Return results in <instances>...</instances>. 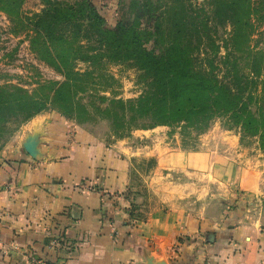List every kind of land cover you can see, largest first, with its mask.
Masks as SVG:
<instances>
[{
  "label": "crops",
  "instance_id": "1",
  "mask_svg": "<svg viewBox=\"0 0 264 264\" xmlns=\"http://www.w3.org/2000/svg\"><path fill=\"white\" fill-rule=\"evenodd\" d=\"M97 124L22 126L0 158V264H264L260 154L225 134L183 148L163 126Z\"/></svg>",
  "mask_w": 264,
  "mask_h": 264
},
{
  "label": "trees",
  "instance_id": "2",
  "mask_svg": "<svg viewBox=\"0 0 264 264\" xmlns=\"http://www.w3.org/2000/svg\"><path fill=\"white\" fill-rule=\"evenodd\" d=\"M24 2L0 0V9L33 32V47L64 80L41 84L37 95L0 92V123L9 115L29 121L49 101L87 115L85 95L93 96L91 107L110 120L115 133L140 118L151 127L183 123L203 130L225 115L264 152V51L238 61L230 53L220 56L215 38L217 18L224 17L232 26L225 48L246 51L253 32L251 0H133L114 26L106 25V11L95 0H44L31 13L23 11ZM79 62L84 70L75 69ZM111 63H129L143 74L138 97L100 93L93 80L102 72L113 80L106 72Z\"/></svg>",
  "mask_w": 264,
  "mask_h": 264
},
{
  "label": "rangeland",
  "instance_id": "3",
  "mask_svg": "<svg viewBox=\"0 0 264 264\" xmlns=\"http://www.w3.org/2000/svg\"><path fill=\"white\" fill-rule=\"evenodd\" d=\"M66 1L74 2L76 0ZM132 1L133 0L108 1V5H106L107 10H105L107 15L106 25L114 26L116 21L123 15V12L126 9L128 10L127 4ZM251 1L254 9L251 16L253 32L250 37L248 48L245 52L239 53V49L225 48V45L228 44L232 35V26L230 23L224 22V17L217 18L220 22L217 23L219 30L216 33L215 38L221 43L219 51L220 56L224 57L226 54L230 53L231 58L239 61V59L243 60L244 58L246 59L250 57L258 50L264 51V0ZM124 4H126V6H124ZM43 7L44 0H25L23 11L26 13L38 12ZM32 35L33 32L23 25L22 22L0 9V92L4 90L14 92L22 89L26 90L29 94L36 93L37 95L39 94L37 92H39L41 84L49 80H64V75L59 70L41 59V56L32 45ZM85 67L86 65L84 63L79 62L75 69L84 70ZM246 71L248 72V69ZM106 72L111 74L114 79L112 80L106 77L103 74L104 72H102L99 77H96L95 80H93L94 83L99 84L97 87L101 94H106L108 96L116 94L118 98L123 99L136 98L144 88L145 82L143 74L129 63H111L107 66ZM91 85L94 86L93 84ZM46 91H48V89H46ZM83 97V103L88 105L87 108L90 110L87 115L79 116L76 110H64L58 104H52L50 101L48 102L47 107L38 115L55 113L58 116L68 119L73 124L92 126L93 124L98 123L100 125L97 124V127L100 130L105 131L103 129L110 128V131L117 137H125L134 130L154 128L151 127V121L149 119L140 118L129 123L128 126H126L127 128L120 129L121 131L115 133L110 120L99 116L91 107L90 103L94 100L93 96L84 95ZM77 115L82 120L77 118ZM27 122L28 121L22 122L21 118L9 115L8 118L4 119V123H0V158L7 155V149L15 141L22 126ZM158 126L164 127L162 131L177 134L179 136L181 147L183 148L189 147L198 149L200 138L206 134L212 133L213 135H211V137H213V139H219L217 141H220L225 135L231 136L236 139L238 148L240 145V147L244 149H253L254 154H260V156L257 157V160H255V163H257L258 168L264 170V152L259 148L257 139L250 136H242L239 127L232 126L225 115L215 116L209 123L208 127L203 130L183 123L174 126ZM215 134L217 136H215ZM222 134L225 135L222 136Z\"/></svg>",
  "mask_w": 264,
  "mask_h": 264
},
{
  "label": "water",
  "instance_id": "4",
  "mask_svg": "<svg viewBox=\"0 0 264 264\" xmlns=\"http://www.w3.org/2000/svg\"><path fill=\"white\" fill-rule=\"evenodd\" d=\"M26 149L29 153H32L33 152V146L31 144H26ZM161 264H167V263H161Z\"/></svg>",
  "mask_w": 264,
  "mask_h": 264
},
{
  "label": "built area",
  "instance_id": "5",
  "mask_svg": "<svg viewBox=\"0 0 264 264\" xmlns=\"http://www.w3.org/2000/svg\"><path fill=\"white\" fill-rule=\"evenodd\" d=\"M36 264H46V262L41 261V260H37V261H36Z\"/></svg>",
  "mask_w": 264,
  "mask_h": 264
}]
</instances>
